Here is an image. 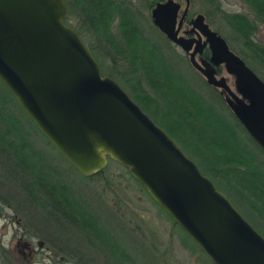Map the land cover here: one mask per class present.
Here are the masks:
<instances>
[{
    "label": "water",
    "instance_id": "water-1",
    "mask_svg": "<svg viewBox=\"0 0 264 264\" xmlns=\"http://www.w3.org/2000/svg\"><path fill=\"white\" fill-rule=\"evenodd\" d=\"M177 6L157 1L150 16L186 49L173 31ZM66 8V0H0V81L23 112L81 174L101 170L108 158L125 166L212 264H264V236L179 143L101 72L90 47L64 22ZM195 26L211 49L209 61H192L195 68L225 93L224 102L264 151L263 80L228 50L201 14ZM220 61L237 76V92L247 102L224 77L214 76L213 65Z\"/></svg>",
    "mask_w": 264,
    "mask_h": 264
},
{
    "label": "rangeland",
    "instance_id": "rangeland-1",
    "mask_svg": "<svg viewBox=\"0 0 264 264\" xmlns=\"http://www.w3.org/2000/svg\"><path fill=\"white\" fill-rule=\"evenodd\" d=\"M67 1L69 3L71 0ZM192 1L190 4L192 11L202 12V9H213V1ZM215 1L218 12L213 18V28L226 39L233 51L245 56L249 66L264 80L263 60L258 57H251L242 40L239 36L236 37L238 34L221 19L225 14L231 12L251 15L252 11L243 0ZM136 7L139 10L137 18L138 20L141 19L132 41L144 52L143 60L152 70V73L149 68H145L144 71L147 76L151 74L154 77L167 76L166 80L159 78L161 89L168 92L164 85L168 81L173 90L172 94L167 93L166 97L169 101L165 100L164 96H159L155 100L157 106L150 102L146 105V109L153 113L156 119L168 126L172 124L170 118L172 121L173 119L178 121L179 128L173 127L174 133L185 153L190 154V151L195 149V163L197 165L202 160V156L197 150V146L201 148L200 143L203 140L201 135L207 137L211 134L210 128L204 124L205 119H208L207 113L204 112V115H201L195 110V103L200 101L198 98L204 97V101L210 102L229 122L236 120L230 108L222 100V95L209 86H205L203 78L196 72L189 70L184 62L180 61L182 57L179 50L161 38L150 21L149 7H143L138 0ZM69 8L70 3L69 6L67 5L64 16L65 23L81 29L94 28L89 21V15L82 8L78 6L73 8V5L71 9ZM112 15L114 19L111 23V30L114 31L115 23H118V32L115 34L117 37L114 44L107 45L108 48L106 49L109 51L105 50V45H95L94 40H91L93 38L86 35V39L93 44V53L97 55L101 63L100 70L105 74L111 72L114 78L123 82L127 89L132 90L134 88L133 91L135 92L133 93L138 92L137 86H142L150 95L152 91L144 79L140 81L142 85L136 84L135 79H133V86L130 87L129 83L125 81L132 76L130 72L133 73V66L128 63L126 56H124L126 50L120 48L115 50V47L126 46V39L131 36L129 31L131 28L129 26L123 28L119 18L114 14ZM112 15H109L108 18ZM101 18L105 19L106 16L101 13ZM127 20L132 21L131 18ZM251 20L255 26L250 33L252 43L264 46V23L254 18ZM91 33V30H88V34ZM178 65L187 74L176 72L175 70H179ZM138 71L137 68L136 72ZM227 81L232 86V76ZM181 88L185 94L189 95V98L178 94V89ZM0 94L8 97L6 89L2 86L0 87ZM221 100L225 103L224 107L221 106ZM140 101L145 102L147 100L140 98ZM185 105L191 109L188 118L184 117L186 112L183 107ZM140 107L142 108V106ZM3 108L6 113L11 111L18 120V122H13L14 117L10 114L12 125L4 121L5 124L13 127L17 133L20 128L22 141L30 143L35 158L40 160L39 162H43L46 170H52V174L57 173L58 177L66 179L71 188L72 197L80 203H85L86 210L93 212L95 217L97 216L96 219L101 221L110 231V235L118 242L119 247L126 253L130 261L135 262V264H209V259L205 254L159 208L144 188L128 173L125 166L108 158L105 166L101 169L102 171L86 175L81 174L45 138L13 101L7 102ZM174 108L178 110L177 114L172 112ZM238 135L244 137L242 132H238ZM248 149L251 150V147L248 146ZM213 150L216 151L210 145H208L207 150L205 149L208 158L213 155ZM30 158L34 165H39L36 159L32 156ZM255 159L261 162V169L264 171V154L255 153ZM14 163L15 161L11 157H7L6 161L0 163V247H3L5 253L8 254L12 264H75L76 255L77 258L81 257L77 261L80 264H118L119 259L114 260L113 254L91 245L84 232L81 233L74 225L63 221L66 225L65 229L59 225L56 218L46 219L40 211L41 208L31 203L25 192L17 185L16 174L18 176L19 173L15 174L11 171L18 167L17 165L14 166ZM197 167L199 168L200 165ZM44 168L40 170H44ZM8 170H10L9 173L6 172ZM20 170L25 169L21 168ZM32 177H34L33 174ZM30 179L33 178L30 177ZM230 183L233 182L230 181ZM228 197L242 215L247 213V217L256 223L254 225L258 229L264 230L263 220L257 217L253 210L248 208L235 193L230 192ZM244 217L248 219L246 216ZM250 220L248 221L250 222Z\"/></svg>",
    "mask_w": 264,
    "mask_h": 264
},
{
    "label": "trees",
    "instance_id": "trees-1",
    "mask_svg": "<svg viewBox=\"0 0 264 264\" xmlns=\"http://www.w3.org/2000/svg\"><path fill=\"white\" fill-rule=\"evenodd\" d=\"M243 1L252 11V15L255 17L254 19L264 23V0ZM69 3V9H71L72 5L73 8L75 6L82 8V10L89 15L90 23L93 27H97L100 22L98 19L101 18V13L108 17L109 15L116 14V12H118L120 16V24L123 25V28H125V26H129V28H131L129 29L131 36L126 39V46H113H116L115 50H118V48L125 49L126 51L124 56H126L128 63L133 66V73L130 72L132 76L128 77L129 79H125V81L129 83V87L133 86V79H135L136 84L139 85H142L140 81L144 79L148 82V87L152 92L148 95L142 86H137L136 88L138 89V92L135 94L133 93L135 92L133 91L134 88H132V90L129 88L127 89L123 82L120 80L117 81V79L114 78V75L111 72H108V75L113 77L139 106H142L143 109H141L143 111L148 112L147 114L152 116L155 123L159 124L179 143V139L173 129V127L179 128L177 123L178 121L175 119L172 121L170 118L172 124L168 126L164 122L156 119L155 115L146 109V105L150 102L151 104L157 106L155 100L159 96H164L165 100L169 101L166 97L167 93L172 94L173 90L168 81L164 84L167 87L168 92L161 89L159 79L161 76L154 77L153 74L150 76L146 75L144 70L149 67L143 60L144 52L141 51L132 41L135 38L138 25L135 26V23L126 22L124 19L125 9L127 8H125V6L121 3L114 5L109 2V0H71ZM147 6H150V4ZM222 19L235 33L238 34L243 45L249 50L250 56L253 58H261L264 62V46L252 43L250 38V33L253 31L255 26L249 16L242 12H231L229 14H225ZM112 41V44H114V38H112ZM90 49L93 53V48L90 47ZM93 55L101 68V63L99 62L97 55L95 53H93ZM137 68L139 69L138 72H136ZM150 71L152 73L151 69ZM161 78L166 80L167 76H163ZM204 85L206 86V84ZM1 86L6 89L8 97L0 94V163L6 161L7 157L14 159V166L17 165L18 170L13 167L15 169L11 171L15 174L19 173L18 176L16 174V180L18 181L17 185L21 187L23 192H25L31 203L41 208V210H39L45 215L46 219L51 220L52 217H54L57 219L59 225L64 228L66 225L63 221L74 225L81 233L84 232L85 236L89 238L91 245L102 249V251L113 254L114 260L116 258L119 259L118 264H135V262L130 261L126 253L119 247L118 242L110 235V231L104 226V224L96 219L97 216L95 217L93 212H88L86 210V204L80 203L72 197L71 188L66 179L58 177L57 173L52 174V170H46L43 162H39L40 160L35 158V154L30 148V143L22 141L23 137L20 134V128L17 133L13 127H9L5 124L4 121L12 125V118L10 117V114L14 117L13 122H18V120L11 111L7 110L8 113H6L3 105L7 104L9 101H13L18 108H20V106L0 81V87ZM190 92L192 91L190 90ZM178 94L182 97L189 98V95L185 94L182 88L180 90L178 89ZM140 98L147 101H140ZM198 99L200 101L195 103V110L197 113H201V115H204V112L207 113L208 119H205L206 121H204V124L210 128L211 133L207 137H203V135H201L203 138L200 143L201 148L197 146V150L202 156L201 162L197 163V166L200 165L199 170L206 174L217 188L222 190L224 193L226 192L225 194H228L227 197L230 192L235 193L237 197L241 199L248 208L253 210L255 215L264 222V171L261 169V162L255 159V153L264 154V151L248 135L233 114L232 115L236 120V124L233 121L229 122L226 120V118L221 115L210 102H206L200 98ZM221 102V106L224 107L225 103L222 100ZM183 110L186 112L184 117L188 118L191 114V109L189 106L185 105ZM156 111L158 112V110ZM172 112L177 114L178 110L174 108ZM204 118H206V116H204ZM200 129H202L201 126ZM238 132H242L244 137L238 135ZM208 145L213 146L216 149V151L213 150V155L209 158L205 152ZM248 146L251 147V150L248 149ZM185 154L195 162V149L190 151V154L188 152ZM31 156L37 160L39 163L38 166L32 163V159L30 158ZM21 168L25 170H20ZM41 168H44V170H40ZM99 171L102 170H98L97 172ZM6 172L9 173L10 170ZM32 174L34 177H32ZM30 177L33 179H30ZM230 181L233 183L231 184ZM244 216L247 217V213ZM247 218V220H250L249 217ZM250 223L264 236V230L258 229L254 225L256 223L252 220H250ZM80 258H77L76 255V259L74 260L75 264H80L77 262ZM115 263H117V261H115ZM0 264H12L11 259L8 257V254L5 253L3 247H0ZM209 264L212 263L209 261Z\"/></svg>",
    "mask_w": 264,
    "mask_h": 264
},
{
    "label": "flooded vegetation",
    "instance_id": "flooded-vegetation-1",
    "mask_svg": "<svg viewBox=\"0 0 264 264\" xmlns=\"http://www.w3.org/2000/svg\"><path fill=\"white\" fill-rule=\"evenodd\" d=\"M138 1L142 3L143 7H149L148 8L149 17H150L151 23L153 24V27L157 29L158 34L161 36L162 39L165 40V42H167L168 44L172 45L174 48L179 50V52L181 53V57H182V60H180V61L184 62V64L188 67L189 70L194 71L199 76H201L205 82L204 84H206L210 88L216 90L218 92V94H221L223 101H224L225 93H222L220 91V87H216L214 85L208 84L205 81L204 76L199 72L198 69L195 68V65L192 62V61H194V62L196 61L199 64H201L200 63L201 60H204L207 62V61H209V57L211 55L210 42L208 41L206 36L203 33H201V31L198 29V27L195 26V17L197 15L201 14L202 20L207 24L208 28L211 29L216 36L221 37V39L223 40V42H224L225 46L228 48V50L231 51L233 54H235L237 57H239L244 62V64L247 65L256 74V72L246 62L245 56L240 55L239 53L233 51L229 47V45L227 44L226 39L215 28H213V24H214L213 18L215 16V13L218 12L216 9V8H218V6L215 5V2H216L215 0H209L210 2H212V1L214 2L213 9L212 8L202 9V12H200V11L195 12V11H192L190 9V4H191V2H193L192 0H171L175 3H177V5H178L177 9L175 11V14H174V18H173L174 35L176 38H181L183 40L184 44L187 46L186 49H183L179 44L175 43L173 40L166 37V35L163 32H161L158 29V27L152 22V19L150 16V10H151L152 6L157 1H167V0H153V2H152V0H138ZM109 2H111L114 5H118L119 3L124 5L125 8H127V9H125V18L124 19L127 22L135 23V26L139 24V20L141 18L139 20L137 18L138 17L137 12L139 11L136 9L137 8L136 7L137 0H109ZM148 4H150V6H147ZM67 5H68V1H67ZM66 10H67V8H66ZM206 13H207V15H206ZM114 15H116L117 18H119V20H120L118 12H116V14H114ZM248 16L250 19L255 18L252 15V13H251V15H248ZM128 18H131L132 21L127 20ZM113 19H114L113 15L109 18L108 17H106L105 19L101 18L97 27H94V28L88 27L85 29H81L79 27H74L72 25L71 26L77 30L80 37L83 39V41H85L87 43V45L89 47H92L93 44L90 42V40L86 39V35H90V37L93 38L91 40H94L95 45H99V46L105 45L106 46L105 50L109 51L106 49V48H108L107 45L113 43L112 38H114V42L116 41L117 36L115 34L118 32V23H115L116 28H114V31L111 30V23H112ZM89 21H90V19H89ZM98 21H99V19H98ZM88 30H91L92 33L88 34ZM237 36L238 35H236V37ZM121 42H122V40H121ZM218 43L222 47V45L219 41H218ZM213 68H214V76L215 77H219V76L224 77L225 82L229 86L231 91L234 92L242 100L247 102V99L243 98L237 92V87H238L237 76L233 72H231V70H227L225 68L224 61H220L217 65H213ZM178 69L179 70H175V71L180 73V74H182L183 72L186 73L182 68H180L179 65H178ZM230 76H232V78H233L232 86L227 81L230 78ZM187 77H188V75H187ZM263 82H264V80H263ZM192 91H193V89H192ZM204 99L205 98L202 97V100H204ZM150 117L152 118V116H150Z\"/></svg>",
    "mask_w": 264,
    "mask_h": 264
}]
</instances>
